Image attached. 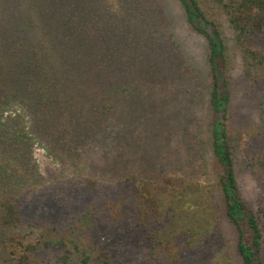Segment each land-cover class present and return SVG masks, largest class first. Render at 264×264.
<instances>
[{"label": "trees", "instance_id": "obj_1", "mask_svg": "<svg viewBox=\"0 0 264 264\" xmlns=\"http://www.w3.org/2000/svg\"><path fill=\"white\" fill-rule=\"evenodd\" d=\"M1 18L10 29L0 43L4 177L13 171L27 182L25 189L34 188L39 170L26 156L37 143L51 153L55 145L77 144L88 129L105 134L119 113L134 114L154 93L194 94L208 110L195 172L216 185L237 233L241 264H264V208L257 211L243 199L234 159L241 128L251 123L239 126L222 33L225 25L247 69L264 68V0H0ZM178 26L201 40V54L185 52ZM257 105L264 124V105ZM252 168L264 169V162ZM149 184L140 181L131 199L88 204L64 228L24 222L20 202L26 192L3 190L0 228L9 229L3 249L15 264H114L94 242V231L121 224L132 208L134 227L150 246L148 264H184L187 248L158 238L160 213ZM26 225L30 232L23 234Z\"/></svg>", "mask_w": 264, "mask_h": 264}, {"label": "rangeland", "instance_id": "obj_2", "mask_svg": "<svg viewBox=\"0 0 264 264\" xmlns=\"http://www.w3.org/2000/svg\"><path fill=\"white\" fill-rule=\"evenodd\" d=\"M9 31L1 18L0 43ZM177 32L186 42V53L192 57L202 53L198 37L189 36L180 26ZM222 33L228 43V82L239 126L241 122L251 123L246 130L242 125L245 133L236 141L237 180L243 199L259 211L264 208V169L254 170L252 164L259 167L264 162V124L257 105H264V68L247 69L225 25ZM168 97L157 92L134 114L119 113L103 135L88 129L77 144L70 141L55 145L51 153L37 143L26 159L38 168L39 184L25 189L27 182L17 173L11 171L8 177L0 173V193L26 192L20 202L24 222L64 228L88 204L131 199L135 186L149 181L156 190L160 213L158 238L175 239L186 247L184 264H241L236 251L237 233L226 219L217 187L209 176L204 178L195 172L193 156L204 139V134H198L207 123V107L194 94ZM123 116H128L127 122L119 124ZM44 134L47 143L49 137ZM65 146L74 148V152L65 151ZM130 179L133 182H127ZM167 180L170 183H165ZM87 182L94 186L89 187ZM135 220V210L129 208L121 224L99 226L94 231V242L110 253L114 264L149 262L150 246L145 233L134 227ZM242 230L247 239L249 229L243 225ZM21 231L27 234L30 228L26 225ZM8 233L9 229L0 228V264H15L3 249Z\"/></svg>", "mask_w": 264, "mask_h": 264}]
</instances>
